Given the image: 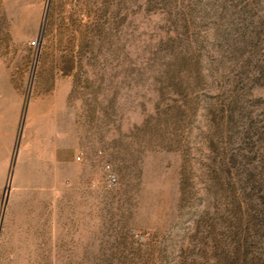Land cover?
<instances>
[{"label":"rangeland","instance_id":"1","mask_svg":"<svg viewBox=\"0 0 264 264\" xmlns=\"http://www.w3.org/2000/svg\"><path fill=\"white\" fill-rule=\"evenodd\" d=\"M0 264H264V0H0Z\"/></svg>","mask_w":264,"mask_h":264},{"label":"built area","instance_id":"2","mask_svg":"<svg viewBox=\"0 0 264 264\" xmlns=\"http://www.w3.org/2000/svg\"><path fill=\"white\" fill-rule=\"evenodd\" d=\"M79 159H81V157L79 156L78 157ZM110 169V168H109ZM111 172V171H110ZM109 180L113 183V182H115L116 181V176L114 175V174H110V178H109Z\"/></svg>","mask_w":264,"mask_h":264}]
</instances>
